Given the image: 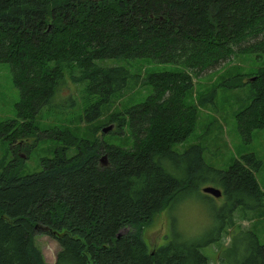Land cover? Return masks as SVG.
<instances>
[{"label":"trees","instance_id":"trees-1","mask_svg":"<svg viewBox=\"0 0 264 264\" xmlns=\"http://www.w3.org/2000/svg\"><path fill=\"white\" fill-rule=\"evenodd\" d=\"M236 56L258 64L247 82L253 99L237 122L249 142L254 129L264 128V0H0V64L9 66L19 94L15 118L0 122V141L13 154L0 173V264H47L35 244L39 235L58 244L54 264H208L201 245L173 232L149 251L142 231L176 199L206 185L224 198L214 242L237 213L264 209L254 154L218 170L204 162L199 145L173 149L194 130L197 107L186 104L193 80ZM138 61L177 70L141 79L125 66ZM68 82L89 101L79 116L85 125L134 85L146 87L143 100L107 116L114 129L108 135L126 134L128 146L111 144L104 128L100 138L39 128L50 110H77L72 94L62 98ZM239 86L235 76L219 87ZM216 91L200 106L215 111ZM28 138L34 143L23 152ZM45 140L58 143L52 157L41 160L39 172L20 175L19 152L27 155ZM231 234V247L236 237L242 243L233 261L221 264H264V244L254 232Z\"/></svg>","mask_w":264,"mask_h":264},{"label":"rangeland","instance_id":"rangeland-1","mask_svg":"<svg viewBox=\"0 0 264 264\" xmlns=\"http://www.w3.org/2000/svg\"><path fill=\"white\" fill-rule=\"evenodd\" d=\"M125 66L130 69L133 75H140L141 79L150 73L177 70L171 66L156 65L148 61L133 62L125 64ZM257 66L258 64L250 57L236 56L219 68L202 73L201 78L194 79V88L186 97L188 106L197 107L194 130L184 142L174 146L173 149L181 151L190 145H199L203 149L204 162L218 170H226L234 160H239L245 154H254L261 162V168L255 176L260 189L263 191L264 128L254 129L251 133V140L244 142L238 133L237 125L239 113L247 108L251 99H253L251 96L252 91L247 82L255 77L254 71ZM235 76L239 78V88L219 87L224 80ZM133 87H135L133 91L105 112L98 122L85 125L84 122L79 121V116L83 114V110L88 106L89 101L82 98L83 94L80 88L68 82L67 87L63 89L62 98L72 94L78 103L77 110L74 112L67 111L65 114L50 110L40 119L39 128L42 130L66 129L70 130L72 135L78 137L96 135L100 138L102 129L109 126L107 120L109 114L123 106L137 103L146 96V87H142L141 84ZM214 88L217 89L214 98L215 111L210 109L208 105L200 106L199 104L200 98ZM18 100L19 94L13 86L9 66L0 64V122L15 118L14 104ZM112 131L105 134L106 139L111 144L124 145L127 142L126 145L128 146L126 134L117 138L111 136L112 134L108 135ZM33 143L34 138L23 140L21 143L23 152H25V147L32 146ZM57 145L58 143L53 140H45L31 148L27 155L18 151L23 159L19 168L20 175L25 176L39 172L41 170V160L52 157ZM12 156L10 145L7 142L0 141V173L2 167L13 158ZM205 187L214 188L215 186L206 185L202 189ZM210 198H212L213 204L207 201L205 194L200 191L199 194L180 197L164 209L151 224L143 228L142 238L149 251L165 245L169 236L176 233L183 242L201 245L200 252L207 257L208 264H221L222 258L233 261V250L242 243L241 237H236L234 247H231L232 229L254 232L259 242L264 244V209L259 212H247L243 217H240L241 215L237 213L234 216L231 228L219 241L214 242L219 225V209L224 203V198ZM210 241L212 243L208 244ZM35 244L42 253L45 262L54 264L59 249L56 241L48 236L39 235L35 238Z\"/></svg>","mask_w":264,"mask_h":264},{"label":"water","instance_id":"water-1","mask_svg":"<svg viewBox=\"0 0 264 264\" xmlns=\"http://www.w3.org/2000/svg\"><path fill=\"white\" fill-rule=\"evenodd\" d=\"M111 129H112V126H109L107 128H104L103 129V132L104 133H107ZM202 192L204 194L210 195L213 198H219V197H221V192L218 189L213 188V187H205V188L202 189Z\"/></svg>","mask_w":264,"mask_h":264}]
</instances>
